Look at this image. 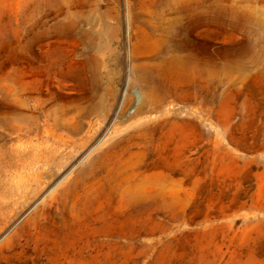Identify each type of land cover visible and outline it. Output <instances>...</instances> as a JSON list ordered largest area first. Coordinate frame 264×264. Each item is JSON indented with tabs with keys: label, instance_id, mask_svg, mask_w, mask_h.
Wrapping results in <instances>:
<instances>
[{
	"label": "rangeland",
	"instance_id": "374dc122",
	"mask_svg": "<svg viewBox=\"0 0 264 264\" xmlns=\"http://www.w3.org/2000/svg\"><path fill=\"white\" fill-rule=\"evenodd\" d=\"M261 138L264 0H0V264H264Z\"/></svg>",
	"mask_w": 264,
	"mask_h": 264
},
{
	"label": "bare ground",
	"instance_id": "6f19581e",
	"mask_svg": "<svg viewBox=\"0 0 264 264\" xmlns=\"http://www.w3.org/2000/svg\"><path fill=\"white\" fill-rule=\"evenodd\" d=\"M42 13V12H41ZM66 13V12H65ZM79 15V13H78ZM77 15V16H78ZM87 15V14H85ZM84 15V16H85ZM71 16V15H70ZM76 16V17H77ZM69 17V15H68ZM75 17V18H76ZM77 20V19H76ZM101 20V19H100ZM155 20V19H154ZM153 20V21H154ZM116 24V23H115ZM44 26V25H43ZM83 26V25H82ZM155 26V25H154ZM86 27V25H85ZM113 27V26H112ZM151 28V27H150ZM153 28V27H152ZM169 30V29H168ZM99 31V30H98ZM157 31V30H155ZM170 31V30H169ZM100 32V31H99ZM66 33V32H65ZM166 33V32H165ZM159 34H161L159 32ZM64 35V34H63ZM102 35V34H101ZM165 35V34H164ZM84 36V35H83ZM43 37V36H42ZM67 37V36H66ZM99 37V35L97 36ZM163 37V36H162ZM166 37V36H165ZM74 39V38H73ZM167 39V38H166ZM169 39V38H168ZM100 40V39H99ZM164 40V39H163ZM40 42V41H39ZM102 42V41H101ZM165 42V41H164ZM167 42V41H166ZM171 43V42H170ZM42 44V43H40ZM101 44V43H100ZM166 44V43H165ZM168 44V43H167ZM79 46V45H78ZM98 48V47H97ZM96 50V49H95ZM102 50V49H100ZM99 51V50H98ZM96 53V51L94 52ZM98 53V52H97ZM77 56V55H76ZM95 54H89L87 56V63H88V68L90 70V72L92 74L95 75V72H96V66H98L97 64V60L95 58ZM105 58H107V56H104ZM83 58V57H82ZM111 58V57H110ZM115 58V57H114ZM148 58V57H147ZM117 59V58H116ZM114 59V60H116ZM158 60H156V62H145L146 64H141L145 67L146 70H144V72H141L140 75H139V79L142 83V88H143V94L145 96V105H144V109L142 112H146V113H151V114H159L157 116V123L159 124L161 122V117H162V112L164 110V108L162 107L164 105V103L167 101L168 98H171L172 97V94L170 93V90L167 88V75L170 73L172 74L175 70V68L178 69V67L176 66L177 63L180 61V59H171V58H157ZM104 60V58H103ZM112 60V59H111ZM191 61V60H190ZM193 62H195L194 60H192ZM191 61V62H192ZM111 62V61H109ZM72 63V62H71ZM189 63V61H188ZM111 64V63H110ZM208 64V63H207ZM193 65V64H192ZM191 65V66H192ZM181 66V65H180ZM190 66V64H189ZM83 67V66H82ZM109 67V66H108ZM111 67V65H110ZM183 67V66H181ZM180 67V68H181ZM186 67V66H185ZM188 67V66H187ZM237 67L238 69L242 68V66H235ZM195 68H198V65H197V62H195ZM144 69V68H143ZM189 68H185V70H188ZM202 69V68H201ZM233 69V68H232ZM231 68L225 69V71H230L232 70ZM110 70V69H109ZM179 70V69H178ZM84 71V70H82ZM180 71V70H179ZM190 71V70H189ZM202 71L204 73L205 76H208L210 77L211 76V73L213 74V72H211L207 66H205ZM237 71V70H236ZM195 72V71H194ZM105 73V72H104ZM110 73V72H109ZM179 73V72H178ZM191 73V72H190ZM176 74V73H175ZM174 74V75H175ZM192 74V73H191ZM199 74V73H198ZM90 75V74H89ZM86 76V75H85ZM200 76V75H199ZM175 77V76H173ZM195 77V76H194ZM198 77V76H197ZM204 77V76H203ZM177 78V77H176ZM87 79V78H86ZM93 81L96 80V77H92L91 78ZM196 79V77H195ZM206 79H209L206 77ZM198 80V79H197ZM202 80V79H201ZM107 81V80H105ZM193 81H194V78H193ZM206 81V80H204ZM198 83V82H197ZM201 83V82H200ZM203 83V82H202ZM206 83V82H205ZM86 84V83H85ZM174 85V84H173ZM189 85V84H188ZM211 85V84H209ZM93 86V85H92ZM177 86V85H176ZM87 87V86H86ZM214 87V86H213ZM94 88V87H93ZM96 88V87H95ZM105 88V87H104ZM100 93V92H99ZM198 93V92H197ZM196 93V94H197ZM103 95V94H102ZM177 95V94H176ZM202 96V95H201ZM178 97V96H177ZM102 98V97H101ZM100 99V98H99ZM202 100V99H201ZM101 101V100H100ZM202 102V101H201ZM200 102V103H201ZM205 102L206 104L209 103L208 99H207V96L205 98ZM100 104V103H99ZM102 104V103H101ZM100 104V105H101ZM87 107V106H86ZM198 107V106H197ZM85 108V107H84ZM96 110V109H94ZM204 110V109H203ZM200 111V110H199ZM209 111V110H207ZM211 111V110H210ZM88 112V111H87ZM86 114V113H85ZM211 114V113H210ZM150 115V114H149ZM147 116V115H146ZM201 118V117H200ZM146 121H144L143 123L141 124H147V125H151L153 126L155 123L151 124V122L148 121V119H145ZM206 121V120H205ZM95 124V123H94ZM209 125V124H208ZM155 126V125H154ZM153 126V127H154ZM95 127V126H94ZM156 127V126H155ZM157 128V127H156ZM155 128V129H156ZM96 129V128H95ZM94 129V130H95ZM99 129V128H98ZM157 130V129H156ZM96 131V130H95ZM157 132V131H156ZM202 134L204 135L205 132L202 131ZM261 137V135H260ZM259 137V138H260ZM134 138V137H133ZM136 138V137H135ZM206 138V137H205ZM89 140V139H88ZM198 144H200L198 142ZM204 146V143L203 145ZM187 148V147H186ZM254 148V152H255V155L257 156L256 159L253 163H252V167L254 169V177H255V186H256V197L257 199L254 201L255 203V206H257L258 208H262L263 205H264V199L261 200V196H263L264 194V183L263 181L261 182L260 181V177L261 175L264 173V138L261 140H259V142L257 143V145H255L254 147L251 146V149ZM194 152V151H193ZM205 152H206V149L205 148H202V151L200 153V158H205ZM50 153V152H49ZM196 154V153H195ZM194 154V155H195ZM168 155V153H167ZM171 157V156H170ZM188 157V156H187ZM50 158V157H49ZM48 158V159H49ZM53 158V156H52ZM51 158V159H52ZM183 158V157H182ZM171 159V158H170ZM184 159V158H183ZM140 162V161H139ZM154 162V161H153ZM165 162V161H164ZM141 163V162H140ZM174 163V162H173ZM176 163V162H175ZM202 163V161H201ZM199 164V163H198ZM173 165V164H172ZM182 165V164H181ZM124 166V165H121V167ZM188 166V165H187ZM146 167H150V169H156V168H160V170H164L168 173H171L172 172V167L168 166V165H158V164H155V163H148V165H146ZM182 167V166H181ZM180 168V167H178ZM181 171V170H180ZM175 172V171H174ZM121 174V173H120ZM161 172H158V173H154V182L156 181V179H158L161 175ZM120 177V176H119ZM123 178V177H122ZM119 179V178H118ZM121 179V178H120ZM128 179V176H124V178L122 180H126ZM120 183V182H119ZM122 183V182H121ZM155 184V183H154ZM251 188H254L251 187ZM150 189H154V187H150ZM139 193V192H138ZM244 193V192H243ZM244 197V196H243ZM254 199V198H253ZM257 217V216H256ZM259 217V216H258Z\"/></svg>",
	"mask_w": 264,
	"mask_h": 264
}]
</instances>
